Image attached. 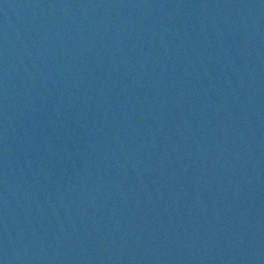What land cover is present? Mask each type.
<instances>
[{"label":"water","instance_id":"95a60500","mask_svg":"<svg viewBox=\"0 0 264 264\" xmlns=\"http://www.w3.org/2000/svg\"><path fill=\"white\" fill-rule=\"evenodd\" d=\"M0 264H264V0H84L2 62Z\"/></svg>","mask_w":264,"mask_h":264}]
</instances>
